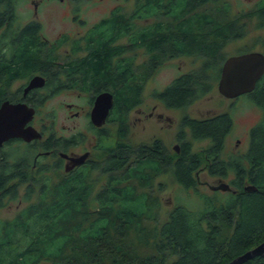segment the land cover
<instances>
[{"label": "trees", "instance_id": "16d2710c", "mask_svg": "<svg viewBox=\"0 0 264 264\" xmlns=\"http://www.w3.org/2000/svg\"><path fill=\"white\" fill-rule=\"evenodd\" d=\"M18 1L0 0V76H28L45 68L36 63L46 45L39 38L42 25L30 22L21 28ZM111 12L89 34L87 48L75 44V51H88L86 56L63 67L69 78L67 86L113 94L111 122L118 115L124 120L140 105L142 85L135 81L134 56H127V51L146 48L156 67L183 55L202 59L199 69L180 75L156 94L167 107L183 108L211 92L213 73L221 74L226 60L221 54L223 45L232 35L244 34L237 21L231 23L230 4L224 0H135L129 15L120 7ZM248 12H257L259 27L264 26V0ZM151 19L156 20L152 25H138ZM123 38L128 45L116 44ZM50 68L44 72L51 74ZM248 95L264 111V76ZM232 128L230 113L206 119L183 117L180 157L173 164L176 181L186 189H196L202 160L191 154L187 137L209 138L211 145L204 150L209 173L230 178L227 183L232 190L202 194L204 206L198 210L178 204L160 230L157 255L137 253L128 239L139 219L152 217L153 208L146 194L122 184L139 178L128 165V156L138 154L149 163L159 153L155 148L159 140L153 146L122 145L104 161L93 163V169H104L107 175L93 195L88 174H66L56 185L49 182L48 174H41L38 200L30 201L36 192L29 186L26 200L31 204L14 219L0 221V264H89L92 250L101 255L99 264H168L171 256L176 260L170 264H227L257 247L264 242V115L251 129L248 151L224 158L225 138ZM10 177L22 180L27 174ZM4 178L0 174V190L5 187ZM249 185L255 190H246ZM10 193L17 198L18 185L13 184ZM228 226L232 228L228 237H221ZM244 264H264V255Z\"/></svg>", "mask_w": 264, "mask_h": 264}, {"label": "rangeland", "instance_id": "374dc122", "mask_svg": "<svg viewBox=\"0 0 264 264\" xmlns=\"http://www.w3.org/2000/svg\"><path fill=\"white\" fill-rule=\"evenodd\" d=\"M230 4L231 23L237 21L241 26L239 32L244 31L242 36L234 38L233 35L226 41L221 49L224 59L250 51L264 52V26L259 27L257 12L253 10L260 0H224ZM120 7L127 15L135 8V0H19L16 6V13L23 26L27 21L34 19L42 24V31L39 38L44 39L47 45L44 52L36 63L45 66L51 64L64 65L71 60L81 59L87 54V50L75 51L77 39L85 36L89 30L102 18L105 19L112 14V10ZM37 12V14H35ZM79 12V15H75ZM75 18V20H74ZM80 18L82 19L81 21ZM156 20L151 19L149 23L140 22L138 25H152ZM62 37L60 38V36ZM77 40L76 42H74ZM128 39L118 40V45H128ZM82 46L86 45L81 40ZM88 46H85L87 48ZM131 49V46H129ZM127 56H134V70L136 83L142 85L140 105L133 108L125 116L126 118L115 117L108 121L101 133L91 128L90 119L87 117L88 101L91 90L81 89L79 85L73 88L56 90H44L45 95H50L43 104L41 116L44 118L43 127H50L49 132H54L58 137L71 138L78 134L82 139L91 137L92 161H104L108 155L122 145L140 147L141 145H155L158 140L159 153L156 159H150L145 163L138 154L128 156V165L134 167L133 174H139V178L132 177V181L124 185H130L136 193L146 194L149 204L152 206V217L144 216L139 219L135 227L130 229L128 239L133 243V248L141 255H157V243L161 241L160 230L169 221L170 213L178 205L183 204L198 210L203 208L202 194H210L212 186H217L228 179H220L209 173V164L205 160L204 150L210 147L211 139L195 140L190 136L187 139L191 142V154L202 160L200 169L196 172L199 184L196 189H186L181 186L174 177V162L180 157L174 146L182 145L180 140L181 120L184 116L197 119H205L217 114L230 113L233 118V128L225 138L221 157L229 158L233 155H242L249 149L250 132L252 127L261 121L264 115L263 109L255 104L248 94L242 95L234 100L225 98L218 90L221 74H214V87L207 95L197 99L192 104L183 108H167L157 97L160 91L169 86L174 79L188 72L199 69L202 59L197 55L180 56L164 62L162 65H154L150 62L151 54L146 48H134L127 51ZM154 64V63H153ZM55 68V67H54ZM51 69V68H50ZM56 69L55 70H60ZM53 73V72H52ZM58 77V76H57ZM58 78L64 79L62 86L68 85L66 75ZM58 85V83H57ZM53 88L56 86H52ZM68 105H71L70 107ZM155 108V109H154ZM141 111V112H140ZM140 112V113H139ZM78 113V115H76ZM154 113L153 116L151 114ZM162 113L165 117L172 118V122L157 117ZM55 114L54 124L51 119ZM189 132V130H186ZM74 137V138H75ZM162 148V149H160ZM120 154V153H119ZM149 160V159H148ZM80 174H88L87 177L93 184L92 195L97 192L107 180V175L99 170L84 168ZM65 173L48 174L49 182L56 185L65 177ZM35 176V177H33ZM27 182L18 181L19 195L17 198L7 199L5 206L0 208V221L12 220L17 217L31 202L38 200L40 186L43 182L40 174H27ZM31 178L38 182L32 183ZM21 183V185H20ZM36 194L30 201L26 200L28 187L32 186ZM119 186V185H118ZM38 193V194H37ZM232 228L225 227L221 237L227 238ZM92 250V260L89 264H99L101 255H96ZM160 257L162 253H159ZM176 260L171 256L167 263ZM136 262V261H135Z\"/></svg>", "mask_w": 264, "mask_h": 264}, {"label": "flooded vegetation", "instance_id": "af4514ba", "mask_svg": "<svg viewBox=\"0 0 264 264\" xmlns=\"http://www.w3.org/2000/svg\"><path fill=\"white\" fill-rule=\"evenodd\" d=\"M75 13V15H79V12L78 14L77 12ZM35 14H37V12H35ZM81 20L82 19L80 18V20L78 21ZM17 21L18 23H20L19 20ZM30 22L40 23L34 19H31L27 21L23 26H21V28H23ZM102 23L103 18L97 24H95L85 36L77 39L79 43L76 42L77 40H75L74 42L78 43L79 46H82L81 40L86 42L89 34L93 32L98 26L102 25ZM4 29L5 28H3V31ZM61 37L62 35L60 36V38ZM41 42H44V44L47 43L43 38H41ZM85 46H88L87 42ZM77 60L79 59L71 60L68 63H74ZM38 64L41 67H45L40 63ZM65 65L66 64L58 66H55V64L49 65L51 66V70L49 72L51 74H47V71L44 72L46 69L43 68L41 71L37 70L33 74H29L28 76H8L7 74L0 76V107L5 102H9L11 105L24 106L23 109L26 111V118L27 120L29 119L25 127H33L37 132L41 134V137L34 138L30 141L24 139L23 137H11L3 141V143H0V174H4V176L6 177L4 178L6 179L5 187L4 189L0 190V208L8 203L7 199L11 198V186L13 184H19L18 181L20 180V178L10 179V176L12 174H58L60 171L64 172L65 174H80V172H82L86 167L92 170H97L92 168V164L101 162H95L91 159L92 148L94 147V144H92L90 136H88L87 139L85 136L80 139V136H82L81 134H78L77 138L75 136L71 138L63 136L58 137L54 134V132H49V126H46L49 128L47 130L43 127L44 118L41 116V111L43 104L50 96L48 94L45 95L44 90L51 89L52 92V89L55 88L56 90L73 88V86L71 87L66 85L62 86V84L60 85V83L64 81V79L58 78L61 75H66V80L69 81L67 74L64 73L63 67ZM54 67L56 69H61L55 70ZM56 74L58 77H54ZM35 78H38V80L40 81L38 82V84L30 87L31 82H33ZM52 86L56 87L53 88ZM81 89L83 88L81 87ZM88 90H91V95L89 97V109L88 112H86V115L90 119L89 123L91 122V128L98 131V133H101L103 131L102 129L104 128V125L108 122L109 117L106 120L105 124L98 126L92 122L91 113L92 109L94 108L96 98L103 93V90H99L98 92L91 88H88ZM68 106L70 107L71 105ZM167 108L173 109L170 107ZM76 115H78V113H76ZM153 115L154 113L151 114V116ZM55 116L56 115L53 114V117L51 119L52 124H54ZM157 117L160 119H165L168 122H172L171 117H165V115L162 113H158ZM179 132H181V130ZM178 146V148L174 146V149L178 154H180L181 144ZM82 156H85L84 161L80 164H75V161L77 159H80ZM151 159H156V157H151ZM101 173L106 174L104 169L103 171H101ZM26 180L27 178L22 179L23 183H26ZM31 181L33 183V178H31ZM36 181L38 182L39 179L36 178Z\"/></svg>", "mask_w": 264, "mask_h": 264}, {"label": "water", "instance_id": "95a60500", "mask_svg": "<svg viewBox=\"0 0 264 264\" xmlns=\"http://www.w3.org/2000/svg\"><path fill=\"white\" fill-rule=\"evenodd\" d=\"M263 76L264 52L250 51L238 55H232L226 58L223 63L218 90L225 98L236 99L242 95L253 92L258 81ZM38 78H35V80L31 82L30 87L38 84L40 81ZM113 105L114 96L111 92L106 91L100 94L96 98L94 108L92 109V122L98 126L105 124ZM23 107L24 106L21 105H11L9 102L3 103L0 107V143H3V141L11 137H23L28 141L41 137V134L33 127H25L29 119L27 120L26 111ZM175 147L178 148L179 146L177 145ZM84 159L85 156H82L75 161V164L82 163ZM212 188L213 190L222 191L232 190V187L226 182L217 186H212ZM245 189L255 190V187L249 185L246 186ZM263 255L264 242L236 257L227 264H244L257 256Z\"/></svg>", "mask_w": 264, "mask_h": 264}]
</instances>
